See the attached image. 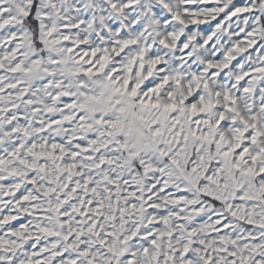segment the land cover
<instances>
[{"label": "snow or ice", "instance_id": "6c2138e0", "mask_svg": "<svg viewBox=\"0 0 264 264\" xmlns=\"http://www.w3.org/2000/svg\"><path fill=\"white\" fill-rule=\"evenodd\" d=\"M0 264H264V0H0Z\"/></svg>", "mask_w": 264, "mask_h": 264}]
</instances>
